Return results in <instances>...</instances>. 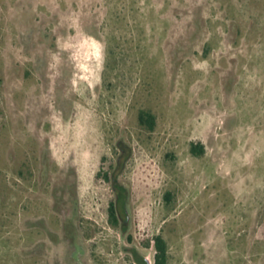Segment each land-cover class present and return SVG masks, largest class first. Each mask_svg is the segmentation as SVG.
Here are the masks:
<instances>
[{
  "label": "rangeland",
  "instance_id": "374dc122",
  "mask_svg": "<svg viewBox=\"0 0 264 264\" xmlns=\"http://www.w3.org/2000/svg\"><path fill=\"white\" fill-rule=\"evenodd\" d=\"M158 234L264 264V0H0V264H154Z\"/></svg>",
  "mask_w": 264,
  "mask_h": 264
},
{
  "label": "trees",
  "instance_id": "16d2710c",
  "mask_svg": "<svg viewBox=\"0 0 264 264\" xmlns=\"http://www.w3.org/2000/svg\"><path fill=\"white\" fill-rule=\"evenodd\" d=\"M138 120L140 125L145 126L151 131L154 130V127L156 125V118L151 112L141 110L138 114ZM124 150L126 149L124 148ZM125 152L118 159V162L115 166H110L106 170L102 168L97 174L98 177L109 183L114 191V198L108 204L107 213L110 225L115 228L120 225L121 221L123 223L126 221L125 206L128 199V191L118 181V175L124 165V162L126 161V158L129 156L128 153ZM190 152L193 156L196 157L203 156L205 153L204 144L200 141L191 142ZM165 198L168 202H170L173 198L172 193L167 192ZM123 228L125 229V225H123ZM152 240L156 250L154 256V264H168L170 258L168 242L162 234L155 235ZM150 243L151 240H148L146 242V246H149ZM135 259L137 264H148L147 259L140 257L139 255H135Z\"/></svg>",
  "mask_w": 264,
  "mask_h": 264
}]
</instances>
